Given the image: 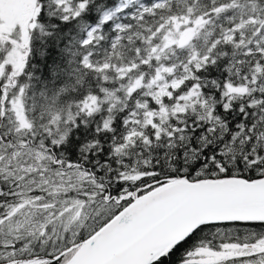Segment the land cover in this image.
<instances>
[{
  "label": "snow or ice",
  "instance_id": "1",
  "mask_svg": "<svg viewBox=\"0 0 264 264\" xmlns=\"http://www.w3.org/2000/svg\"><path fill=\"white\" fill-rule=\"evenodd\" d=\"M0 264H264V0H0Z\"/></svg>",
  "mask_w": 264,
  "mask_h": 264
}]
</instances>
